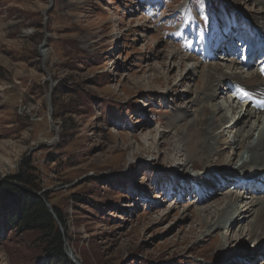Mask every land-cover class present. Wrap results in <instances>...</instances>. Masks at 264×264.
I'll return each instance as SVG.
<instances>
[{"label": "rangeland", "instance_id": "rangeland-1", "mask_svg": "<svg viewBox=\"0 0 264 264\" xmlns=\"http://www.w3.org/2000/svg\"><path fill=\"white\" fill-rule=\"evenodd\" d=\"M225 1L0 0V187H21L16 177L30 176L36 195L65 220L56 223L64 254L57 260L37 233L15 228V206L0 191V264H236L264 250L250 239L249 218L200 238L209 220L200 210H221L226 192L245 188L218 179L212 198L198 203L191 169L172 153L175 131L166 129L174 113L185 116L178 126L192 120L202 88L187 77L189 62L178 65L201 30L194 15L209 21ZM234 5L248 16L261 9L249 0Z\"/></svg>", "mask_w": 264, "mask_h": 264}, {"label": "bare ground", "instance_id": "bare-ground-1", "mask_svg": "<svg viewBox=\"0 0 264 264\" xmlns=\"http://www.w3.org/2000/svg\"><path fill=\"white\" fill-rule=\"evenodd\" d=\"M235 1L226 0L227 6L223 4L219 11H213L209 21H204L205 16L194 15L201 30L195 34L193 43H189L187 57L178 60L180 52L170 49L169 55L179 61L178 65L186 67L185 63L189 62L191 67H186V75L198 77L202 88L191 101V105L196 106L192 120L179 127L184 113H174L166 129L175 131L171 136L174 156L181 157L191 172L196 171L189 172L188 176L195 180L194 185L201 187L198 203L208 202L212 198L209 194H213L216 189L214 182L218 179H228L230 186L243 184L242 189L245 188V193H233L232 188L226 192V203L221 210L210 204L200 210V214L207 213L209 218L200 225L204 229L200 238L229 231L235 222L249 218L250 239L264 242V58L260 68L249 70L250 66L245 68L234 57L226 56V53L220 56L213 54L214 45H223V39L228 35H235L240 44L244 39H250L255 41L253 46L264 49V0H249L253 6L261 8L251 16L239 9L229 10ZM187 23L185 21L179 30L183 35L187 32ZM41 55L45 57V51H41ZM203 62L208 64L202 67ZM171 90L175 92L174 88ZM220 95L221 102L214 103ZM159 137L165 139L167 135L162 132ZM228 150L232 152L229 156L239 151L238 163L233 167L229 166L232 160L226 154ZM179 166L180 163H175L173 170L179 172ZM196 166L202 169L194 170ZM207 171H213L215 178L207 179ZM247 198L249 202L244 204V208L247 207L245 211L244 208L236 209L239 200L248 201ZM220 246L224 251L223 246ZM251 255L238 260L236 264H252L260 258L264 259V250L259 252L255 249ZM243 260L246 262L243 263ZM227 264L233 263L229 261Z\"/></svg>", "mask_w": 264, "mask_h": 264}, {"label": "trees", "instance_id": "trees-1", "mask_svg": "<svg viewBox=\"0 0 264 264\" xmlns=\"http://www.w3.org/2000/svg\"><path fill=\"white\" fill-rule=\"evenodd\" d=\"M19 186L2 185L0 191L9 195L8 201L15 207L11 221L18 230L38 234V241L44 247L45 254L57 260H63V237L56 228L65 225L63 214L55 208L47 207V198L36 195L35 184L28 175L16 177Z\"/></svg>", "mask_w": 264, "mask_h": 264}, {"label": "water", "instance_id": "water-1", "mask_svg": "<svg viewBox=\"0 0 264 264\" xmlns=\"http://www.w3.org/2000/svg\"><path fill=\"white\" fill-rule=\"evenodd\" d=\"M48 80H50V79H48ZM47 207L49 208V205H47Z\"/></svg>", "mask_w": 264, "mask_h": 264}]
</instances>
